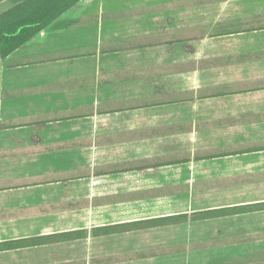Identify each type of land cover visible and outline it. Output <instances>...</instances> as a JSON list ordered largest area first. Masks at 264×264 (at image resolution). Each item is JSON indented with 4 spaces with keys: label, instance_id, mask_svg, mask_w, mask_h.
<instances>
[{
    "label": "crops",
    "instance_id": "1",
    "mask_svg": "<svg viewBox=\"0 0 264 264\" xmlns=\"http://www.w3.org/2000/svg\"><path fill=\"white\" fill-rule=\"evenodd\" d=\"M0 264H264V0H80L1 59Z\"/></svg>",
    "mask_w": 264,
    "mask_h": 264
},
{
    "label": "trees",
    "instance_id": "2",
    "mask_svg": "<svg viewBox=\"0 0 264 264\" xmlns=\"http://www.w3.org/2000/svg\"><path fill=\"white\" fill-rule=\"evenodd\" d=\"M80 0H22L0 12V60Z\"/></svg>",
    "mask_w": 264,
    "mask_h": 264
}]
</instances>
